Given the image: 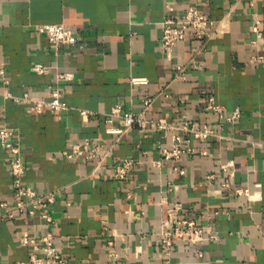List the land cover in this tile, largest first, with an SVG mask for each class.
<instances>
[{
	"label": "crops",
	"instance_id": "0c3cea01",
	"mask_svg": "<svg viewBox=\"0 0 264 264\" xmlns=\"http://www.w3.org/2000/svg\"><path fill=\"white\" fill-rule=\"evenodd\" d=\"M166 3L179 17L188 0H0V69L8 90L17 97L47 99L58 85L70 107L35 114L25 102L0 95V126L19 130L26 182L40 193L57 194L53 232L69 264H114L116 257L123 264H264V69L249 62L256 51V20L264 39V0H197L214 21L213 33L203 44L181 41L171 59L160 49ZM46 23L73 29L76 43L55 52L37 31ZM35 63L48 72L32 71ZM177 63L187 65L184 81L173 79ZM58 73H72L73 79L58 82ZM132 77L147 82L132 84ZM206 92H214L227 114L238 108L241 117L220 130L216 116L204 108ZM147 97L154 100L145 111ZM117 103L124 111H145L146 117L175 125L207 123L224 138L193 141L197 152L179 163L164 160L157 141L169 144L171 132H107L123 126L121 119L106 122ZM80 110L89 115L82 117ZM90 137L100 140L101 159L63 155L69 145ZM9 155L0 145V202L12 201ZM126 157H139L143 164L125 180L113 179L111 173ZM228 163V171H221ZM176 165L185 174L175 171ZM211 173L218 176L207 183ZM230 173L235 187L257 191L258 198L223 188L220 183ZM176 205L184 217L211 214L219 239L196 246L178 241L167 263L158 231L162 210ZM126 210L133 212L132 221L125 219ZM25 230L37 236L47 232L37 216L0 224V264L28 259L31 247L18 240Z\"/></svg>",
	"mask_w": 264,
	"mask_h": 264
},
{
	"label": "built area",
	"instance_id": "2783aa9c",
	"mask_svg": "<svg viewBox=\"0 0 264 264\" xmlns=\"http://www.w3.org/2000/svg\"><path fill=\"white\" fill-rule=\"evenodd\" d=\"M169 15L161 21L160 49L167 59H171L173 48L181 41L195 40L203 44L208 39L214 29V21L208 18L200 10L197 0H188L185 12L175 17L172 15L174 10L170 3L165 4ZM37 31L44 35L55 52L61 46H72L77 41L76 33L73 29L68 28L60 23H46L37 25ZM252 31L255 35L252 43L256 51L249 57L252 65L264 69V39L260 29V21L256 20L253 24ZM31 70L37 74H45L48 67L42 63H35ZM0 78L4 86L1 92L4 98H11L22 101L27 104V110L31 113L41 114L45 111H65L70 107L61 99V89L58 85L50 89V96L47 99L30 97L28 94L17 97L8 90L9 81L6 78L4 69H0ZM187 78V65L177 63L173 72V79L184 81ZM72 73H58L57 81L72 80ZM132 84L146 83L145 77H132ZM153 97H147L144 100V110L146 111L153 103ZM204 108L207 112L213 113L218 122L220 130L225 123L234 124L240 117L241 112L238 108L227 114L223 105L217 102L214 92H206ZM145 111L134 112L124 111L121 103H117L112 110L106 114V122L112 124L114 120L121 119L122 127H109L108 133H122L130 129H149L152 131L171 132L170 143L157 141V150L160 157L164 160H173L179 163L186 155H193L197 149L191 145L193 141H206L210 138H224L223 134L216 131L207 123L199 124L195 121L187 120L179 125H175L166 119H154L145 116ZM82 117H87L89 112L80 110ZM146 137V135H144ZM0 145L9 150L10 155L6 159V164L11 173L12 201H1L0 207L4 211L0 212V224L5 221H14L24 217L37 216L41 219L47 232L41 236L34 235L25 230L18 236L21 245L31 247L26 261H17L14 264H69V260L64 257L57 248V237L53 229L58 227V221L53 216V206L57 199L55 191H46L40 193L26 182V165L22 158L21 137L17 127L7 124L0 126ZM102 144L98 138H86L80 143L69 145L63 155L66 158L85 157L89 159H101ZM146 155V151L142 152ZM201 154L207 155L206 150L200 151ZM156 165L160 164L159 160L153 161ZM143 164L139 157H126L116 165L111 176L115 180H125L132 170ZM231 163L223 164L220 170L228 171ZM174 170L180 174H185V169L176 165ZM218 175L211 173L206 175L207 183H210ZM220 185L229 191L231 195H246L247 197L258 198L259 192H250L249 189L237 188L232 182V173L224 178ZM180 206L166 207L162 210L160 228L158 231L160 244L163 248V257L166 262H170L171 251L178 241H185L190 245H201L205 241L218 240L219 235L212 225L211 214H201L198 218L184 217L180 215ZM219 212L216 211L215 214ZM125 219L132 221L133 212L126 210ZM104 229H108L104 225ZM112 235H117L111 232ZM108 245L113 244V240L107 241ZM138 250V249H137ZM201 257V253H198ZM114 264H123L117 257ZM199 264V263H197Z\"/></svg>",
	"mask_w": 264,
	"mask_h": 264
}]
</instances>
